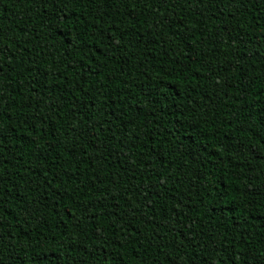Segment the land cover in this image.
<instances>
[{"label": "trees", "instance_id": "1", "mask_svg": "<svg viewBox=\"0 0 264 264\" xmlns=\"http://www.w3.org/2000/svg\"><path fill=\"white\" fill-rule=\"evenodd\" d=\"M0 264H264V0H0Z\"/></svg>", "mask_w": 264, "mask_h": 264}]
</instances>
